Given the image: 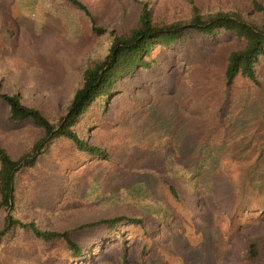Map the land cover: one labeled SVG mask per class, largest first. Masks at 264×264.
I'll list each match as a JSON object with an SVG mask.
<instances>
[{
    "label": "rangeland",
    "instance_id": "rangeland-1",
    "mask_svg": "<svg viewBox=\"0 0 264 264\" xmlns=\"http://www.w3.org/2000/svg\"><path fill=\"white\" fill-rule=\"evenodd\" d=\"M111 24L129 15L133 0H82ZM107 35H95L84 13L68 0H0V77L5 91H19L30 103L45 110L63 111L78 78V69L96 54ZM179 62H175V65ZM185 71L171 89L146 86L134 115L119 118L97 136L113 157V166L82 163L61 175L59 167L71 163L62 147H54L39 171L26 183L21 216L51 227L73 226L79 221L117 213L141 215L144 226H153L145 264H249L248 238L260 236L259 259L264 264V213L230 231L229 177L222 157L264 135V66L261 83H239L234 102L219 133L206 135L212 109L187 96ZM9 107L0 101V141L19 148L25 125L12 132L5 127ZM156 172L173 178L186 204L174 200ZM224 175V174H223ZM256 184L264 198V156L258 162ZM3 211H0V226ZM160 220L158 226L153 222ZM129 250L136 263L140 233ZM141 238V237H140ZM114 241V240H113ZM115 243L108 245L110 261L120 264Z\"/></svg>",
    "mask_w": 264,
    "mask_h": 264
},
{
    "label": "trees",
    "instance_id": "trees-1",
    "mask_svg": "<svg viewBox=\"0 0 264 264\" xmlns=\"http://www.w3.org/2000/svg\"><path fill=\"white\" fill-rule=\"evenodd\" d=\"M68 1L82 10L90 31L106 34L107 40L79 67L76 87L63 111L50 112L28 102L19 91H5L0 77V101L9 107L5 127L12 132L32 125L21 132L19 148L0 141V211L4 212L0 264H102L110 261L111 242L120 264H130V243L138 239L132 230L141 239L136 263L145 264L153 226H144L141 215L124 212L73 226H45L17 211L26 202V183L54 147L70 155L71 163L58 169L62 176L82 163L113 166L115 159L97 135L117 119L134 115L143 100L139 90L150 85L171 89L185 71L187 96L212 109L206 135L219 133L236 86L261 83L264 0H133L130 14L122 13L111 24L99 22L101 17L84 1ZM263 156L264 135L256 132L249 143L223 156L222 168L216 169L231 180L229 202L223 205L230 231L264 213L263 194L254 180ZM156 175L174 200L186 204L173 178ZM159 222L152 224L156 227ZM261 243L260 236L247 239L249 264H263Z\"/></svg>",
    "mask_w": 264,
    "mask_h": 264
}]
</instances>
